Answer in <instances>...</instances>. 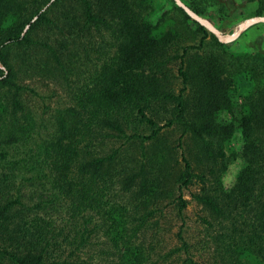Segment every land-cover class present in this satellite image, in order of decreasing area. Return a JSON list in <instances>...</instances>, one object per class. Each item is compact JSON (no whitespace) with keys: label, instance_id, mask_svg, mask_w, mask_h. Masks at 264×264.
I'll list each match as a JSON object with an SVG mask.
<instances>
[{"label":"trees","instance_id":"trees-1","mask_svg":"<svg viewBox=\"0 0 264 264\" xmlns=\"http://www.w3.org/2000/svg\"><path fill=\"white\" fill-rule=\"evenodd\" d=\"M181 1L221 33L264 15ZM0 264H264V48L173 0H0Z\"/></svg>","mask_w":264,"mask_h":264},{"label":"rangeland","instance_id":"rangeland-1","mask_svg":"<svg viewBox=\"0 0 264 264\" xmlns=\"http://www.w3.org/2000/svg\"><path fill=\"white\" fill-rule=\"evenodd\" d=\"M234 4H236V2H234ZM255 8H256L255 2H247V3H245L244 6L241 5L240 7L237 6L236 8H234L233 13H234V15H237L238 11L243 10L246 13L245 16H247V15H249V13H252ZM261 16H264V15H261ZM200 17L203 18L212 27H214L217 31H219L215 27L214 22L212 20H210L206 17H202V16H200ZM260 27L264 28V24L258 23V24L252 25L251 27H249V29L247 31L250 32L251 34H253ZM204 28L208 32H210L206 27H204ZM259 31L260 30H258V32ZM257 34H259V33H257ZM260 34L262 35V40L260 39V37L258 35H251V37H246V36H248V34L241 33V34H239V36L237 37L238 39L235 42H233L234 40L233 41L230 40L228 42H231V48H233L234 50H248V49L255 50V49H259L263 44L264 30H261ZM43 71H44L43 72L44 76L39 74L38 73L39 71L26 68L23 71H21V73H22L21 75L23 76V78H26L24 81L26 84L34 83V86L36 88V92L39 95H42L44 97L48 96V95L52 96L51 89L55 91V95L51 99V107L52 108L60 107V106L67 104L68 99H67V94H66V87L63 86L58 81H53L52 79H50L51 75L49 73H47L46 70H43ZM46 77L49 78L51 81L49 79H45ZM45 85H47V87ZM244 90H245V83L243 82V80H241V79L237 80L236 81V88H235V91L233 93L234 101L240 102V95ZM34 100H36V99H34ZM37 102H38V100H36V104H38ZM48 117L49 116H46L43 118V123L46 126L50 125L49 122L47 121ZM231 145L233 146V148L238 150V148L240 146V136H239L238 131H235V133L233 134ZM239 167H240V161L239 160H236V161L230 163V165L228 166L226 172L224 173V175L222 177V183L225 187L229 186L233 182L235 173ZM192 189L193 188H191L190 190L192 191ZM183 198L189 200V202L186 205V208L184 210V214H185V218L188 220V223L190 224V231H192L193 230L192 224H194L193 222L195 221L196 214L199 212V208L190 199L187 190L183 191Z\"/></svg>","mask_w":264,"mask_h":264},{"label":"crops","instance_id":"crops-1","mask_svg":"<svg viewBox=\"0 0 264 264\" xmlns=\"http://www.w3.org/2000/svg\"><path fill=\"white\" fill-rule=\"evenodd\" d=\"M251 17H253V16H244V17H240V18H238L237 20H235L234 22H233V25L231 26V30H228L227 32H224V33H221L220 31H219V33H220V35H221V38H222V40H223V42H228V41H233V42H235L238 38V36H239V34H241V33H246V34H248V36H246V37H251V35H258L259 37H260V39L262 40V35L260 34V31L261 30H264V28H262V27H260L259 29H257L256 30V32L255 33H253V34H251L250 32H248L247 30L249 29V27H251L252 25H255V24H258V23H261V24H264V22H256V23H253V24H248V25H245V26H242V27H239V25L240 24H242L246 19H249V18H251ZM258 30H260L259 32H258ZM257 33H259V34H257ZM251 39V38H250ZM262 47L264 48V40H263V44H262Z\"/></svg>","mask_w":264,"mask_h":264},{"label":"water","instance_id":"water-1","mask_svg":"<svg viewBox=\"0 0 264 264\" xmlns=\"http://www.w3.org/2000/svg\"><path fill=\"white\" fill-rule=\"evenodd\" d=\"M174 3L183 9V11L189 15L192 19L197 21L199 24H201L203 27H206L218 40L222 41L221 35L219 31H217L214 27H212L209 23H207L203 18H201L199 15L195 14L193 11H191L185 4H183L180 0H173ZM256 22H264V16H253L249 19H246L242 24L239 25V27L253 24Z\"/></svg>","mask_w":264,"mask_h":264}]
</instances>
